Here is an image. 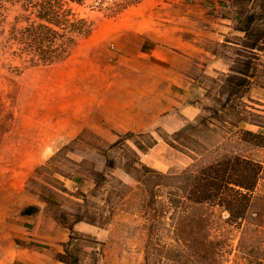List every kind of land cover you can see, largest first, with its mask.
<instances>
[{
    "label": "rangeland",
    "instance_id": "374dc122",
    "mask_svg": "<svg viewBox=\"0 0 264 264\" xmlns=\"http://www.w3.org/2000/svg\"><path fill=\"white\" fill-rule=\"evenodd\" d=\"M123 1L129 3L118 12L108 9L114 2ZM194 3V0H87L74 8L79 15L92 21L90 33L79 37L64 59L36 66L24 64L11 53V49L2 46V36L17 14L20 0L0 3V243L3 264H8L7 256L20 249H38L36 244L52 253L61 250L52 244L21 237H31L22 232L19 218L20 211L27 206L25 195L48 194L42 186L55 184L56 178L71 192H87L91 188V169L115 176L126 187L122 188V196H111L113 211L109 222L102 227L92 225L89 231L76 230L69 246L80 251L81 264H146L147 229L141 213L143 193L119 165L106 170L105 157L101 154V148L126 130L107 128L103 121L94 123L90 116L92 110L104 113L110 110L109 99L119 98L124 86H129L126 83L132 77L129 68L133 60L123 49L125 44H121L124 47L116 46L117 37L134 32L154 42L153 38L160 36L161 32L166 36L173 35L171 25H185L178 22L176 16L187 12ZM225 10L227 13L235 11L226 7ZM187 34L183 31L184 36ZM228 38L235 41L239 37L232 33ZM235 46L232 43L217 46L218 52L230 64L236 58ZM258 74V80L264 82V51L260 53ZM202 81L205 92L211 89V96L215 94L216 86L210 77L202 78ZM146 86L149 112L150 103L154 102L150 98L154 86ZM259 92L264 93V88L251 86L246 96L254 101L245 100L264 114V95ZM129 94L128 98L138 95L132 89ZM211 102L210 96L204 95L199 102V113L202 106ZM164 112L169 120L175 113L171 110ZM145 126L146 130L135 132H150L157 142L146 153H140V159L163 172H178L193 162L200 163L230 152L264 163V147L244 141L237 134L212 132L206 139V150L193 160L170 147L157 134L171 133L181 126L165 130L157 125L156 120L150 119L146 120ZM241 127L264 132V128L257 125L243 123ZM63 145L66 147L60 150ZM109 154L118 163L123 159L120 149H113ZM115 185L114 179L103 184L101 193L95 198L101 206L103 202L99 197H105ZM255 193L264 194V173ZM57 200L59 207L45 204L44 219L53 218L58 208L74 210L71 202L74 197L62 195ZM107 209L104 207V214ZM226 216V212L210 204H191L174 223L173 232L164 230L161 233V241L176 244L171 238L174 236L178 245L200 264H240L241 230L227 223ZM166 222L170 223L169 220ZM244 240L245 244L249 243V239ZM12 264L25 263L16 260Z\"/></svg>",
    "mask_w": 264,
    "mask_h": 264
},
{
    "label": "trees",
    "instance_id": "16d2710c",
    "mask_svg": "<svg viewBox=\"0 0 264 264\" xmlns=\"http://www.w3.org/2000/svg\"><path fill=\"white\" fill-rule=\"evenodd\" d=\"M86 1L20 0L18 12L2 36V46L11 49V53L28 66L64 59L77 39L88 35L92 29V21L74 8ZM128 3L114 2L108 9L118 12ZM231 4L238 15L234 28L242 34L235 41L227 39L236 45V58L226 73L210 78L216 92L211 96V89H206L205 96H210L212 102L202 106L193 121L177 130L157 132L166 144L193 160L206 150V139L212 132L237 134L244 141L264 147V132L241 127L246 123L264 128V114L245 100L254 101L246 96L251 86L264 88V82L257 78L260 53L264 51V0H232ZM156 142L157 138L150 132L126 131L101 148L105 169L119 165L143 193L141 213L147 229L146 264H200L178 245L174 236L171 238L176 244L162 242L160 238L164 230L174 231V223L189 205L200 203L218 207L226 212L227 223L240 228V264H264V194L255 193L264 173V163L230 152L200 163L193 162L178 172H163L140 159V153H146ZM113 149H120L123 159L119 163L109 154ZM89 174L92 180L87 192H71L56 178L55 184L42 186L48 194L37 193L45 204L58 207V196L75 198L71 200L72 212L58 208L53 215V219L68 230V239L61 242V250L53 254L66 264L82 262L80 251L69 246L76 233L75 223L83 221L99 227L107 224L113 211L111 196H122V188L126 187L122 180L105 171L91 169ZM109 179L116 180L117 185L105 197H99L103 202L101 206L95 198ZM104 207H108L107 214ZM38 209L37 205H27L20 213L27 215ZM244 238L249 239V243L245 244Z\"/></svg>",
    "mask_w": 264,
    "mask_h": 264
},
{
    "label": "crops",
    "instance_id": "0c3cea01",
    "mask_svg": "<svg viewBox=\"0 0 264 264\" xmlns=\"http://www.w3.org/2000/svg\"><path fill=\"white\" fill-rule=\"evenodd\" d=\"M194 1V6L187 12L176 16L177 21L185 25L169 27L173 35L166 36L165 32H161L162 35L153 38L154 42L134 32L117 37L116 46L124 47L121 44H125L123 49L133 60L129 68L132 77L119 98L109 99L110 110L105 113L92 110L90 117L94 123L103 121L107 128L135 132L146 130V120L150 119L156 120L157 125L165 130H174L197 116L199 102L205 95L202 78L226 73L230 66L229 60L218 52L217 46L230 43L227 39L232 33H242L234 28L238 19L236 11L227 13L224 7L232 0ZM183 31L189 34L184 36ZM148 77L151 80L148 81ZM147 84L154 86L150 93V100L154 102L150 103L149 112ZM131 89L137 91V97L128 98ZM166 110L175 112L169 113L171 120L166 119ZM25 197L26 205H37L39 209L31 214L19 215L22 232L31 235L21 237L60 248V243L68 239V230L53 218L44 219L42 212L45 203L37 195L26 194ZM91 227L92 224L83 221L74 225L77 231H89ZM37 234L38 237L35 236ZM35 246L38 249L25 247L16 251L12 256H7L6 261L8 264L16 260L25 264H66L57 260L54 253L46 251L41 244ZM0 264H3L1 243Z\"/></svg>",
    "mask_w": 264,
    "mask_h": 264
},
{
    "label": "built area",
    "instance_id": "2783aa9c",
    "mask_svg": "<svg viewBox=\"0 0 264 264\" xmlns=\"http://www.w3.org/2000/svg\"><path fill=\"white\" fill-rule=\"evenodd\" d=\"M224 7L228 8V9H232L233 8V6H232V4L230 2L225 3Z\"/></svg>",
    "mask_w": 264,
    "mask_h": 264
}]
</instances>
